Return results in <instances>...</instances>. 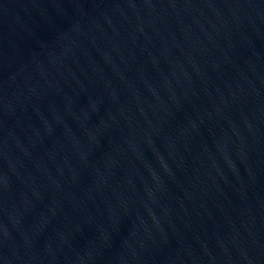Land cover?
<instances>
[{
    "label": "water",
    "instance_id": "obj_1",
    "mask_svg": "<svg viewBox=\"0 0 264 264\" xmlns=\"http://www.w3.org/2000/svg\"><path fill=\"white\" fill-rule=\"evenodd\" d=\"M0 264H264V0H0Z\"/></svg>",
    "mask_w": 264,
    "mask_h": 264
}]
</instances>
